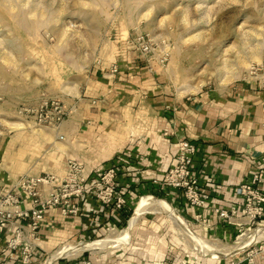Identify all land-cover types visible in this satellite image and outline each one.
Masks as SVG:
<instances>
[{
    "label": "crops",
    "instance_id": "0c3cea01",
    "mask_svg": "<svg viewBox=\"0 0 264 264\" xmlns=\"http://www.w3.org/2000/svg\"><path fill=\"white\" fill-rule=\"evenodd\" d=\"M141 64L130 62L127 70L120 69L117 79L106 73L83 76L78 93L82 112L77 120L65 124L76 146H65L68 153L58 154L60 165L51 167L63 169L72 157L95 166V170L117 166L119 187L128 192L127 208L112 213L90 194L80 202L78 216L50 210L40 230L42 251L33 264H45L49 254L60 248L129 225L139 203L148 198H161L186 218L188 222L181 218L185 227L180 226L186 232L166 222L159 212H146L133 227L126 247L86 259L92 264H248L244 251L222 254L212 248L223 251L236 245L248 229L247 218L240 216L244 201L237 190L264 168V84L248 82L171 97L159 90L158 80L142 75ZM181 141L198 148L193 174L202 191L211 194L203 210L191 207L182 191L160 186L177 162ZM34 146V141L26 143L19 138L4 143L0 148V188L24 175H41L47 165L45 158L38 160L44 154L38 157ZM217 209L239 213L229 222L218 216ZM197 214L208 224L196 221ZM113 232L117 231L110 234ZM8 240V236H0V264H22L20 255L7 249ZM201 243L209 245V251L197 250ZM256 264H264V260L258 258Z\"/></svg>",
    "mask_w": 264,
    "mask_h": 264
},
{
    "label": "rangeland",
    "instance_id": "374dc122",
    "mask_svg": "<svg viewBox=\"0 0 264 264\" xmlns=\"http://www.w3.org/2000/svg\"><path fill=\"white\" fill-rule=\"evenodd\" d=\"M145 47L148 54L142 52ZM132 61L142 63V75L158 80L159 90L171 97L262 81L264 0H0V148L13 138L34 141V152L38 157L44 154L38 160L45 158L47 165L41 175L63 179L72 163L82 162V175L89 182L96 167L76 157L64 162L63 169L51 168L60 165L58 154L68 153L65 146H76L65 124L82 112L78 93L83 76L113 75L117 68V79L120 69L127 70ZM52 101L64 103L72 113L60 129L39 125L36 114L28 113ZM154 212L181 228L165 211ZM129 225L78 243L109 236L128 237L127 245L136 224L127 234ZM112 230L120 234H110ZM262 232L240 236L236 245L223 251L213 248L222 254L241 252ZM125 245L79 256L89 258Z\"/></svg>",
    "mask_w": 264,
    "mask_h": 264
},
{
    "label": "built area",
    "instance_id": "2783aa9c",
    "mask_svg": "<svg viewBox=\"0 0 264 264\" xmlns=\"http://www.w3.org/2000/svg\"><path fill=\"white\" fill-rule=\"evenodd\" d=\"M142 52L148 54V48L145 47ZM117 72V68L112 70L113 75ZM261 80L259 82L264 84V76ZM28 113L36 114L35 119L39 125L53 126L56 129H60L72 114L64 103L58 101L45 102L38 110H29ZM197 152L196 145L181 141L177 162L167 172L161 185L163 188L182 191L191 207L203 210L211 200V194L202 191L199 180L193 174ZM80 163H72L68 175L63 179L51 173L40 176L24 175L9 187L0 188V236L9 237L7 249L18 253L22 264H33L36 255L42 251L38 245L40 230L50 210L59 209L65 216H78L81 212L80 202L90 194L112 213L127 208L128 192L119 187L117 176L120 169L117 166L108 170H93L88 182V178L82 175L85 172L84 165ZM237 195L244 201L240 216L248 220L247 232L241 234L251 235L264 229V168L253 174L248 182L241 184ZM216 213L231 222L238 216L239 211L217 209ZM196 221L208 224L202 214L196 215ZM243 225L241 223L240 227ZM244 252L248 264H256L258 258L264 260V235L250 242ZM49 258H46L45 264ZM54 264L92 262L82 255L62 258Z\"/></svg>",
    "mask_w": 264,
    "mask_h": 264
},
{
    "label": "bare ground",
    "instance_id": "6f19581e",
    "mask_svg": "<svg viewBox=\"0 0 264 264\" xmlns=\"http://www.w3.org/2000/svg\"><path fill=\"white\" fill-rule=\"evenodd\" d=\"M156 210H163V211H165L169 215V217L172 219V221H174L179 226H182L183 228L185 227V225H184L185 222H183L179 217H177V215L175 214V212L171 208H169V206L166 204V202H164V201H158V200H154V199H151L150 198V199H146L144 201H141L139 203V205L137 207V210H136V213H135V215L133 216V218H132V220L130 222V225H129L128 233L127 234L130 233V230H131L132 226H134L135 224H137L140 216L144 212H149V211L150 212H154ZM184 231L186 232L185 229H184ZM258 231H264V229H260ZM258 231H256V232H258ZM255 233H253L251 235L245 234V235H242L241 237L252 236ZM262 235H264L263 232H262ZM259 236H257V237H259ZM127 238L128 237H124V238L122 237V238L117 239V238H114V237H109L107 239H104V240H101V241H96V242H84V243H80V244H77V245H68L66 247L61 248L57 253H55L54 255H52L50 257V259L48 260L47 264H54L58 260H60L62 258H67V257L68 258H76V257H79V255L82 254L83 252L89 251V250H94V251L101 250L102 251V250L110 249V248H113V247H119L120 245L121 246L122 245H125L124 243H126ZM245 243H247V242L245 241L243 244H245ZM199 247H201V249L204 250L205 252L207 250L209 251V249H210L209 246H207L205 244H202V243L200 244ZM212 249H213V251L215 250L214 248H212ZM242 251H244V250H242Z\"/></svg>",
    "mask_w": 264,
    "mask_h": 264
}]
</instances>
